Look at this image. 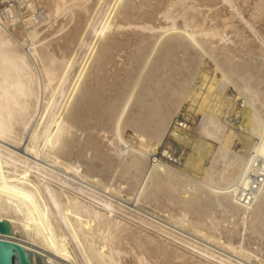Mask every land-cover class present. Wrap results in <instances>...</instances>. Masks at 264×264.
<instances>
[{
	"label": "bare ground",
	"instance_id": "bare-ground-1",
	"mask_svg": "<svg viewBox=\"0 0 264 264\" xmlns=\"http://www.w3.org/2000/svg\"><path fill=\"white\" fill-rule=\"evenodd\" d=\"M0 220L33 264H264V0H0Z\"/></svg>",
	"mask_w": 264,
	"mask_h": 264
},
{
	"label": "water",
	"instance_id": "water-1",
	"mask_svg": "<svg viewBox=\"0 0 264 264\" xmlns=\"http://www.w3.org/2000/svg\"><path fill=\"white\" fill-rule=\"evenodd\" d=\"M10 231L9 223L0 220V232L9 233ZM32 252L34 251L22 247L18 243L0 239V264H33ZM41 256L46 258L43 255Z\"/></svg>",
	"mask_w": 264,
	"mask_h": 264
},
{
	"label": "rangeland",
	"instance_id": "rangeland-1",
	"mask_svg": "<svg viewBox=\"0 0 264 264\" xmlns=\"http://www.w3.org/2000/svg\"><path fill=\"white\" fill-rule=\"evenodd\" d=\"M38 252V251H37ZM43 255V256H45L44 254H42L41 252L39 253V254H36V259H37V264H45V262H44V258H42V256L41 255Z\"/></svg>",
	"mask_w": 264,
	"mask_h": 264
}]
</instances>
